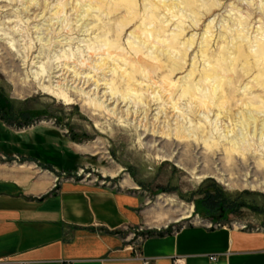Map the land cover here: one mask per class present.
<instances>
[{"label": "rangeland", "instance_id": "rangeland-1", "mask_svg": "<svg viewBox=\"0 0 264 264\" xmlns=\"http://www.w3.org/2000/svg\"><path fill=\"white\" fill-rule=\"evenodd\" d=\"M122 1L105 0V5L93 6L87 14L89 0H0L1 114L22 132L50 128L49 133H55L49 139L60 156L51 157L56 166L43 169L59 177L56 184L81 181L140 195L142 222L131 227L138 230L135 239L210 223L211 228L264 232V136L260 134L264 113L255 112L257 121L249 120L248 110L259 104L246 105L250 100L260 103L256 96H264L257 80L264 54H256L255 43L264 34V0H193L204 15L199 25L177 13V8L175 14L157 10L158 20L148 23V28L166 29L169 36L184 26L187 32L178 49L191 38L194 45L182 57L180 70L166 66L149 79L138 64L137 82L132 85L118 74L104 75L88 67L104 59L108 41L135 65L142 58L151 63L152 51L162 61L170 60L166 48L157 51L141 41L151 20L148 0H135L131 11ZM204 3L215 5V11L207 13ZM191 13L190 8L184 10ZM210 24L214 34H205ZM237 31H243L242 37ZM206 35L209 44L204 43ZM237 42L244 44L250 57L226 73L234 79L226 81L233 98L230 111L224 113L218 106L222 92L213 93L214 82L202 75L210 68L208 58L230 64ZM141 45L143 54L135 49ZM89 73L94 75L90 81ZM111 79L117 83L114 96L111 85H106ZM164 79L167 86H174L170 100L177 101L178 110L153 98V90ZM190 83L198 97L215 104L211 111L198 112L196 101L184 94ZM58 85L63 88L52 90ZM61 91L72 94L74 103L68 105L57 96ZM129 91L134 92L124 101L121 96ZM99 101L123 112L113 116L95 111ZM242 134L249 140L244 152H227Z\"/></svg>", "mask_w": 264, "mask_h": 264}, {"label": "crops", "instance_id": "crops-1", "mask_svg": "<svg viewBox=\"0 0 264 264\" xmlns=\"http://www.w3.org/2000/svg\"><path fill=\"white\" fill-rule=\"evenodd\" d=\"M49 129L22 132L0 112L11 160L0 162V264H264V232L237 228L152 232L135 248L123 228L142 222V197L72 180L53 189Z\"/></svg>", "mask_w": 264, "mask_h": 264}, {"label": "bare ground", "instance_id": "bare-ground-1", "mask_svg": "<svg viewBox=\"0 0 264 264\" xmlns=\"http://www.w3.org/2000/svg\"><path fill=\"white\" fill-rule=\"evenodd\" d=\"M104 1L105 0H89L90 8H88V10H86V13L88 14L93 6H94V8H97V9L101 8V6L105 5ZM156 1L157 0H148V2L150 4L148 16L151 18V20H147V23L145 24V29L143 30V37H142L141 41H143L144 45H146L148 43L149 45L153 46L157 51H158L159 47L164 49V50L166 48L165 52L168 53L167 56L170 57V60H167L166 62H164L158 56V52L155 51L156 52V54H155L152 51V53H149V57L152 60V61H150L151 63L147 62L144 58H142V59H140L139 63H137L135 65V63H133L132 61H129L128 58L125 57L124 53L116 52L117 49H115L111 44H109V41H108V44H106L108 53L104 54V55H106V56H104V59L97 60L96 62H99V64H95L94 66H88V65L87 66L89 68L90 67L93 68L94 71H103L104 75H106L108 72L118 74L119 78L123 82H126L128 85H132V84H135V82H137L136 81L137 79H135V78H137L136 74H137V70L139 69L138 64H141V66L142 65L144 66V68L142 66V69L144 72V77L148 76L149 79L152 78V73L154 71H156V69L162 70L163 68L165 69L166 66L173 67V69H174L173 71H177V70L182 69L184 67V65L181 64L182 57L187 56V52H188L189 48L194 45V38L193 39L191 38V39L187 40L186 42H184L183 48L178 49V46L180 44H182L180 39L182 38L183 34H185L187 32V28H185L184 26H181L180 30L178 32H173L171 35L166 36V31H165L166 29L165 30L163 28L158 29L157 26H151V25L148 28L147 25H148V23H156V21L158 20L157 19L158 18L157 10L163 9V8H165V10H167L171 14H175L174 10L177 8L178 9L177 13L181 11L183 16H185L186 18H191L195 24H198L204 18V15L202 12L197 10L196 2L193 0H159L162 3V5ZM120 3L122 5H127V7L129 8L128 10H130V11H131V9L135 8V6H136L135 0H123ZM112 6L113 5L110 4V7H112ZM186 8H190V11L192 13L189 15L184 14V10ZM202 8L206 9L207 13H210V12L212 13L216 9L215 5H209V3H204L202 5ZM192 15H195L196 18H193L194 16L192 17ZM176 16L177 15H174V17H176ZM168 20L169 19H167L166 21H168ZM213 28L214 27L211 24L208 25V28H207V31L205 32V34H214ZM224 28H226L228 30L229 27L224 26ZM242 33H243V31H237L236 32V34H239L238 35L239 37H242L241 36ZM132 35H134V37H136V38H140V35L137 33H132ZM209 42H210V36L206 35V37L204 39V43L209 44ZM255 43H256V47H257L256 54H258V55L264 54V34ZM115 44H117V43H115ZM131 45H133V43H131ZM142 47L143 46L141 45V46L136 47L135 49L140 54H143L144 53L143 49L145 47L144 48H142ZM203 52H204L203 54H206L207 50H203ZM178 54H180V56H178ZM231 54L232 55H231V63L230 64H222L219 60L213 62L211 58H208V61L210 63V68L206 69L204 74L202 75V76H205V78L207 80L214 82L213 87H212L213 93H216L217 89H219L220 92H222V94H221L222 100L219 101L218 106L220 107L221 110L224 111V113H228L230 111L229 104H230V100L233 98V96H232L233 90L232 91L226 90V87H225L226 81L232 82L234 79V78H232L231 75H226V73L228 72V69L230 68V66L234 67L240 61H244L250 57V55L245 50L244 44L241 42L240 43L237 42L234 45L233 53H231ZM213 57H214V55H213ZM223 59L224 60L226 59L225 55L223 56ZM250 64L251 63L248 61L245 63V65H248V66H250ZM123 65L126 67H124ZM171 72H172V70H171ZM90 73L88 74V76H90ZM193 74H194V71H192L191 75H193ZM257 76H258L257 80L259 79L258 83H260L264 87V66L261 69V71L258 72ZM77 77H78V75H77ZM90 77H89L90 79L88 81L93 79L94 75L90 76ZM223 78H225V80H222ZM110 81H111V83L106 82V85H111L110 86L111 87L110 89H112L111 95L114 96L113 94L117 93V90L114 89V87L117 85V83L115 84L116 81L114 79H111ZM99 82H100L99 80H95V84L99 85ZM166 82H167V80L164 79V81L161 82L162 84L160 86H158V88L153 90V92H152L153 98L156 100L161 99L164 102H168V104L171 103L172 109L174 111L178 110L179 106L177 105V101L174 99L170 100V96L173 93L172 87H174V86L171 83L170 84L168 83L169 85L167 86ZM232 85H235V84L232 83ZM46 88L51 89V87H46ZM56 88H63V87L58 85L52 90L56 91ZM195 90H196V88L193 87L192 83H190L189 87L185 90L184 94L189 93L190 97L194 101H196L198 112H200V111H205V112L211 111L212 105H215V104L211 103L210 100H208L207 98L198 97L197 94L195 93ZM80 92H82V91H80ZM132 92H134V91H129L128 94H126V95L122 94L121 98L124 99V101L125 100L127 101L128 97H130ZM61 93L62 94H57V93L56 94L59 97L62 96V99L68 105L73 104L74 101L76 100V99H72V94L68 93L67 91H61ZM250 94H253V93H250ZM80 97H82V95H80ZM166 97H168V99H166ZM256 98L260 99V103H258L257 100L256 101L250 100L249 102L246 103L247 106L259 104V106L255 108V110H253V111L248 110V119L249 120L257 121V117L254 114L255 112L256 113H264V111H263L264 110V96L263 95H257ZM241 101H243V99H241ZM92 103H94V101ZM119 108L116 105H115V107H109L108 105L106 106L101 101L95 103V111L96 110L102 111L103 113H108V114H111L113 116H118L120 114L119 112H123V110H120ZM128 115H129V113H128ZM242 125H244V127H246V128L248 127L247 123H245V122H243ZM177 131L181 137L184 135L179 128ZM260 134L262 137L264 136V119L261 123ZM238 138H239V140L236 141L237 143L233 142L232 146H230L229 148L228 147L226 148L227 152H230V153H232V152H244L245 149H243V148H245V146H246L245 143L247 141H249L247 138V135L242 134V135H239ZM236 144H239L240 146L237 147Z\"/></svg>", "mask_w": 264, "mask_h": 264}, {"label": "built area", "instance_id": "built-area-1", "mask_svg": "<svg viewBox=\"0 0 264 264\" xmlns=\"http://www.w3.org/2000/svg\"><path fill=\"white\" fill-rule=\"evenodd\" d=\"M8 162V161H10L9 160V158H8V156H5V155H0V162ZM13 162H18V161H20V157L19 156H14V158H13V160H12ZM59 179V177H56V178H54V186L53 187H55L54 189H56V187L58 186V184H56L57 182V180ZM62 181V180H61ZM60 181V182H61ZM208 228H211L212 227V224L210 223V224H208V225H206ZM242 227H244V226H242ZM130 227H128V226H124V230H127L128 231V238L130 237L132 240H136L137 242H136V247L135 248H137L138 246H139V244H140V242H141V240H143L144 238H146V237H142L141 235H139V236H141V237H139V238H137V239H135V238H133V237H135L136 235H137V231L138 230H134V229H129ZM177 232V231H176ZM213 259H214V257H213Z\"/></svg>", "mask_w": 264, "mask_h": 264}]
</instances>
